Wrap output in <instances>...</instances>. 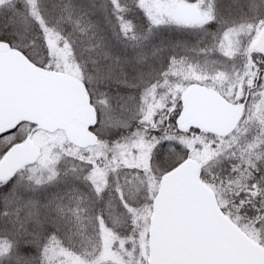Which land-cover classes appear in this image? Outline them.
Listing matches in <instances>:
<instances>
[{
	"label": "snow or ice",
	"instance_id": "obj_1",
	"mask_svg": "<svg viewBox=\"0 0 264 264\" xmlns=\"http://www.w3.org/2000/svg\"><path fill=\"white\" fill-rule=\"evenodd\" d=\"M0 264H264V0H0Z\"/></svg>",
	"mask_w": 264,
	"mask_h": 264
}]
</instances>
